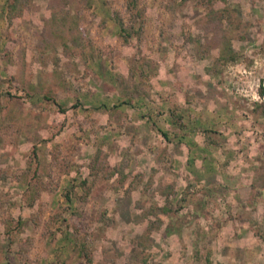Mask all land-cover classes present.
I'll return each instance as SVG.
<instances>
[{
  "label": "rangeland",
  "instance_id": "374dc122",
  "mask_svg": "<svg viewBox=\"0 0 264 264\" xmlns=\"http://www.w3.org/2000/svg\"><path fill=\"white\" fill-rule=\"evenodd\" d=\"M0 264H264V0H0Z\"/></svg>",
  "mask_w": 264,
  "mask_h": 264
}]
</instances>
